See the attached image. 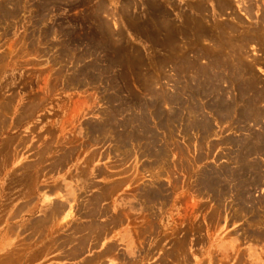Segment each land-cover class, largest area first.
<instances>
[{"label": "rangeland", "instance_id": "rangeland-1", "mask_svg": "<svg viewBox=\"0 0 264 264\" xmlns=\"http://www.w3.org/2000/svg\"><path fill=\"white\" fill-rule=\"evenodd\" d=\"M263 111L264 0H0V264H264Z\"/></svg>", "mask_w": 264, "mask_h": 264}, {"label": "bare ground", "instance_id": "bare-ground-1", "mask_svg": "<svg viewBox=\"0 0 264 264\" xmlns=\"http://www.w3.org/2000/svg\"><path fill=\"white\" fill-rule=\"evenodd\" d=\"M223 8V7H222ZM220 26V25H219ZM226 32V31H225ZM205 32L204 31H200V34H204ZM227 33V32H226ZM229 33V32H228ZM229 44V43H228ZM226 47V46H225ZM224 50H225V48H224ZM228 51H230L229 49H227ZM241 50V49H240ZM227 52V51H226ZM235 52V51H234ZM220 53V52H219ZM222 53V52H221ZM218 54V53H217ZM216 54V55H217ZM223 54H224V52H223ZM223 55L222 54H218L217 56H214V58H212L211 60H209L208 59V57H207V59H208V63L209 64H211L210 65V67H209V69H207V70H205L204 71V76H203V79L204 80H202L201 82H199L198 83V85H203V86H208V84H206L205 82H209L211 85H212V83L213 84H215L214 83V81H216V85H217V81H224V80H217V78H218V75L217 74H219L218 73V71H219V69H220V67L222 68L223 67V69H225V70H227V69H229L230 68V70H231V72L233 73V83L232 84H234V82H239V80H241L242 79V77H241V79H239V74L240 73H243V74H247V73H249V71H251V67H250V65H246L243 61H241V51L238 53H234V55L233 56H235L234 57V60H232V61H234L235 62V64L233 65V67H231V65L229 64V63H226V62H228V60H226V58H224V57H222ZM225 57H226V54H225ZM225 60V61H224ZM232 63V62H231ZM254 63V62H253ZM227 64V65H226ZM252 65V64H251ZM228 68H227V67ZM205 69V68H204ZM212 69H218L217 70V74H213L211 71H212ZM221 70V69H220ZM221 71H223V70H221ZM228 71V70H227ZM210 72H211V75H210ZM245 72V73H244ZM216 73V72H215ZM222 73V72H221ZM226 73V72H225ZM227 75V74H226ZM247 75H249V74H247ZM221 75H219V77H220ZM224 76V75H223ZM245 76V75H244ZM221 78H222V76H221ZM228 78V77H227ZM219 79V78H218ZM222 79H224V78H222ZM250 79V78H249ZM231 80V79H230ZM212 82V83H211ZM242 83V82H241ZM230 84V83H229ZM252 85H253V81L251 82V81H249V82H246V83H244V84H238L236 87H237V92H238V97L240 98V96L242 95V97H243V94H245L243 91V89L245 88V90L246 91H251V89H252ZM202 86V87H203ZM213 86V85H212ZM234 86V85H233ZM201 87V88H202ZM235 87V88H236ZM214 88V87H213ZM196 89H197V87H196ZM207 89V88H206ZM205 90V89H204ZM214 90V89H213ZM211 91V90H210ZM254 92V91H253ZM206 93V92H205ZM247 93H249V92H247ZM209 94V93H208ZM208 94H206V96L208 95ZM258 94V93H257ZM216 95V94H215ZM217 96V95H216ZM215 96V97H216ZM254 96V95H253ZM253 96H252V98H253ZM246 97V96H245ZM202 98V97H201ZM205 98V97H204ZM255 98V97H254ZM253 98V99H254ZM240 100V99H239ZM246 100V99H245ZM221 101V100H220ZM233 102V101H232ZM238 102V101H237ZM240 102V101H239ZM245 102H247V101H245ZM218 103H220L219 101H218ZM218 103H217V106H215L216 108H222L221 106H219L218 105ZM249 103V102H248ZM256 103V102H255ZM245 105V104H244ZM251 105V104H250ZM208 107V106H207ZM234 107V106H233ZM246 107H248V106H246ZM254 107V106H253ZM215 108V109H216ZM219 108V109H220ZM232 108V107H231ZM230 108V109H231ZM248 109H249V107H248ZM254 109V108H253ZM209 110V109H208ZM218 110V109H217ZM243 110V109H242ZM213 111H215V110H213ZM223 111H229V106L227 105V106H223ZM222 111V112H223ZM230 112V111H229ZM232 112V111H231ZM235 112V111H234ZM243 112V111H242ZM262 112V111H261ZM264 112V111H263ZM226 113H228V112H226ZM260 113V112H259ZM243 114H244V112H243ZM246 114H248V113H245V115ZM252 114V113H251ZM254 114V113H253ZM258 114V113H257ZM259 115V114H258ZM262 115V114H261ZM242 116V115H241ZM244 116V115H243ZM251 116V115H250ZM249 116V117H250ZM246 117V116H245ZM248 117V116H247ZM254 117V116H253ZM253 117L251 118V119H253ZM256 118V117H255ZM254 118V119H255ZM247 119V118H246ZM250 120V119H249ZM238 121V120H237ZM254 122H255V120H254ZM199 126V125H198ZM204 126V125H203ZM201 129H202V127H201ZM205 130V129H204ZM203 130V133L205 132ZM206 132H207V129H206ZM208 133V132H207ZM252 140V139H251ZM232 141V140H231ZM259 144V143H258ZM263 144H264V138H263V140H262V146H263ZM261 145V144H260ZM239 147V146H238ZM241 147V146H240ZM257 147V146H256ZM247 148V147H246ZM253 148V147H252ZM260 148V147H259ZM258 148V149H259ZM244 149V148H243ZM251 150V149H250ZM243 152H245L244 150H243ZM247 153V152H246ZM254 153V152H253ZM242 164H244V163H242ZM247 164V163H246ZM249 164V163H248ZM250 165V164H249ZM252 165V164H251ZM255 168V167H254ZM254 168L252 167L251 169H253L254 170ZM258 168V167H257ZM238 169V168H237ZM236 169V170H237ZM256 169V168H255ZM249 170V169H248ZM239 172V171H238ZM256 173H257V171H256ZM260 173V172H259ZM248 175V172L246 173V168H244L243 166H242V169L240 170V174H238L237 175V178H239V185L241 184V185H243L244 183L245 184H247V182L248 181H251V180H248V181H246V178H245V176H247ZM254 174V173H253ZM255 175V174H254ZM258 176H259V174H257ZM256 176V175H255ZM257 176V177H258ZM254 177V176H253ZM257 177H255V180L254 181H252L253 182V185H256V183L258 182V178ZM245 178V179H244ZM248 178V177H247ZM250 178H251V176H250ZM249 178V179H250ZM260 178V177H259ZM262 178V177H261ZM260 178V179H261ZM209 180V179H208ZM210 182V181H209ZM250 183V182H249ZM259 183V182H258ZM244 184V185H245ZM248 185H251V184H248ZM252 185V186H253ZM257 185H260V184H257ZM215 186H216V184H215ZM215 186H213V187H215ZM255 187V186H254ZM256 187H258V186H256ZM255 187V188H256ZM254 188V189H255ZM237 189V188H236ZM241 189V188H240ZM239 190V189H238ZM243 190V189H242ZM214 191V190H213ZM262 199V198H261ZM255 221H257L256 219H255ZM258 222V221H257Z\"/></svg>", "mask_w": 264, "mask_h": 264}]
</instances>
